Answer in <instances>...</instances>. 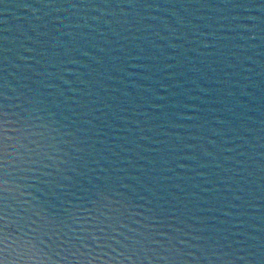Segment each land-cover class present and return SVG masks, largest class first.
Returning <instances> with one entry per match:
<instances>
[{"label":"water","instance_id":"water-1","mask_svg":"<svg viewBox=\"0 0 264 264\" xmlns=\"http://www.w3.org/2000/svg\"><path fill=\"white\" fill-rule=\"evenodd\" d=\"M0 264H264V0H0Z\"/></svg>","mask_w":264,"mask_h":264}]
</instances>
